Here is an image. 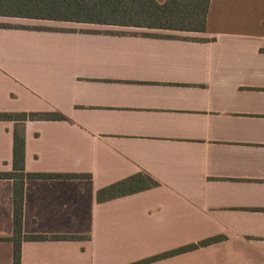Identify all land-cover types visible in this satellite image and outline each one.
Segmentation results:
<instances>
[{
  "label": "crops",
  "instance_id": "0c3cea01",
  "mask_svg": "<svg viewBox=\"0 0 264 264\" xmlns=\"http://www.w3.org/2000/svg\"><path fill=\"white\" fill-rule=\"evenodd\" d=\"M10 19L68 30L0 28V113L67 118L25 122V171L83 175L25 181L22 234L45 238L20 264H135L217 237L144 264H264V0H210L202 33ZM12 131L0 121V172ZM139 173L158 185L96 202ZM12 231L0 179V264Z\"/></svg>",
  "mask_w": 264,
  "mask_h": 264
},
{
  "label": "trees",
  "instance_id": "16d2710c",
  "mask_svg": "<svg viewBox=\"0 0 264 264\" xmlns=\"http://www.w3.org/2000/svg\"><path fill=\"white\" fill-rule=\"evenodd\" d=\"M210 0H0V17L58 21L157 29L178 32L202 33L205 31V18ZM2 29L68 31L46 27H23L0 24ZM151 37V34H138ZM67 118L57 112H1L0 121L13 123L12 131V170L0 172V179L12 182L13 231L8 239L13 245V264H20V248L23 240L37 241L45 237L24 236L22 234L23 192L26 180L35 179H70L83 175L72 174H32L24 168L25 140L24 124L26 121H66ZM89 177V176H85ZM158 183L146 174H136L124 180L98 190L95 194L97 203H103L122 196L134 194ZM54 239H72L73 237H52ZM222 238H212L183 247L149 260L135 264H144L176 254L194 250L215 243Z\"/></svg>",
  "mask_w": 264,
  "mask_h": 264
},
{
  "label": "rangeland",
  "instance_id": "374dc122",
  "mask_svg": "<svg viewBox=\"0 0 264 264\" xmlns=\"http://www.w3.org/2000/svg\"><path fill=\"white\" fill-rule=\"evenodd\" d=\"M0 23L12 25V26H23V27H37L40 26L39 24H47V23H40L34 21L10 19V18H0ZM132 29H137V28H132Z\"/></svg>",
  "mask_w": 264,
  "mask_h": 264
}]
</instances>
